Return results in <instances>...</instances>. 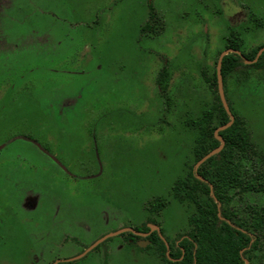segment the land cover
Returning a JSON list of instances; mask_svg holds the SVG:
<instances>
[{"label":"rangeland","instance_id":"rangeland-1","mask_svg":"<svg viewBox=\"0 0 264 264\" xmlns=\"http://www.w3.org/2000/svg\"><path fill=\"white\" fill-rule=\"evenodd\" d=\"M150 4L159 25L143 31ZM233 37L240 52L264 43V0H0V264H161L134 237L188 227L173 185ZM226 88L264 154V67Z\"/></svg>","mask_w":264,"mask_h":264},{"label":"trees","instance_id":"trees-1","mask_svg":"<svg viewBox=\"0 0 264 264\" xmlns=\"http://www.w3.org/2000/svg\"><path fill=\"white\" fill-rule=\"evenodd\" d=\"M154 23L159 25V20L150 4V20L143 26V31L154 27ZM241 45L235 37L233 41H226V49L233 51L222 59L225 90L228 76L237 69L264 67V51L254 63L245 61V58H256L264 43L250 51L236 52L241 50ZM168 75L164 66L157 78L160 86L164 85ZM206 81L214 97L213 104L203 110L198 120L189 121L197 133L194 164L189 165L186 175L173 185L174 198L188 211V227L178 240L168 245L157 231L147 237L154 253L161 258V264H245L246 261L251 264L264 249V203H246L243 207L237 204V198L241 200L246 192L264 195V154L252 139L247 119L233 111L227 93L233 119L226 111L218 90L216 69ZM222 141V148L196 166ZM167 204L164 198L158 197V212ZM140 231H150L147 222Z\"/></svg>","mask_w":264,"mask_h":264},{"label":"water","instance_id":"water-1","mask_svg":"<svg viewBox=\"0 0 264 264\" xmlns=\"http://www.w3.org/2000/svg\"><path fill=\"white\" fill-rule=\"evenodd\" d=\"M149 1H151V0H149ZM229 51H233V49L229 48V49H226V50H224V51L221 52L220 57H219V59H218L217 69H216V71H217V79H218V90H219V94H220L221 101H222V103H223V105H224L226 111L228 112V114H230L231 118L233 119L234 116H233V114H232V112H231V110H230V106H229V104H228V101L226 100L225 91H224L223 76H222V73H221L222 59H223L224 55L227 54ZM235 51L238 52V53H241L239 50H235ZM263 51H264V46L261 47V48L259 49V51H258V53H257V55H256V58H254L253 60H249V59L245 58V61H246L247 63H254V62L258 59V57L261 55V53H262ZM230 122H231V121H230ZM230 122H229L228 124H230ZM228 124L223 125L222 128L225 127V126H227ZM219 128H221V127H219ZM219 128L216 130V133H217V131L219 130ZM222 145H223V143L219 146V148H221ZM214 152H215V151L210 152L208 155L204 156V157L202 158V160L205 159L206 157H208L210 154H212V153H214ZM202 160H200V161L197 163V165H199V164L201 163ZM154 229H159V228H158V226H154V227L152 228V230H154ZM124 231H128V229H127V228H124V229H122V230H119L117 233H119V232H124ZM137 233H138V234H143V232H137ZM247 263H248V262L246 261L245 264H247Z\"/></svg>","mask_w":264,"mask_h":264},{"label":"flooded vegetation","instance_id":"flooded-vegetation-1","mask_svg":"<svg viewBox=\"0 0 264 264\" xmlns=\"http://www.w3.org/2000/svg\"><path fill=\"white\" fill-rule=\"evenodd\" d=\"M234 27H235V26H234ZM262 47H263V46H262ZM225 49H226V46H225ZM231 49H232V48H231ZM225 96H226V95H225ZM222 143H223V145H224V141H222L221 144H222ZM221 144H220V145H221ZM220 145H219V146H220ZM223 145L221 146V148L223 147ZM219 146H218L217 148H215L214 150H212V151H217V150H219V149H220ZM212 151H211V152H212ZM209 153H210V152H209ZM209 153H208V154H209ZM208 154H207V155H208ZM205 156H206V155H205ZM201 160H202V159H201ZM199 161H200V160H199ZM199 161H198V162H199ZM198 162H197V163H198ZM197 163H196V166H197ZM152 225H155V226H156L157 224L154 223V224H152ZM157 226H158V225H157ZM153 231H157V229L151 230V226H150V231H146V232L141 231V232L146 233V235H142V236L140 235L141 237H138L139 235H137V236L134 237V239L141 238V239H145V240H149V241H150V239L147 238V237H148V236L151 234V232H153ZM135 235H136V234H135ZM160 237H161V236H160ZM161 238H162V237H161ZM162 239H163V238H162ZM163 240H164V239H163ZM175 240H178V237H177V239H175ZM141 241H142V240H141ZM164 241H165V240H164ZM165 242H166V241H165ZM150 243H151V241H150ZM166 244L168 245V242H166ZM63 262H66V264H69L67 261H63ZM60 263H62V262H60Z\"/></svg>","mask_w":264,"mask_h":264}]
</instances>
